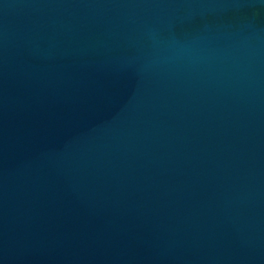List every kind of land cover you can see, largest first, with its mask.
Segmentation results:
<instances>
[{"label": "water", "instance_id": "95a60500", "mask_svg": "<svg viewBox=\"0 0 264 264\" xmlns=\"http://www.w3.org/2000/svg\"><path fill=\"white\" fill-rule=\"evenodd\" d=\"M0 264H264V0H0Z\"/></svg>", "mask_w": 264, "mask_h": 264}]
</instances>
